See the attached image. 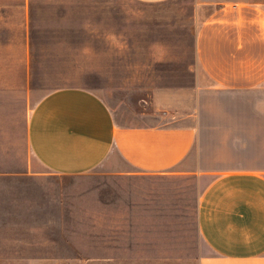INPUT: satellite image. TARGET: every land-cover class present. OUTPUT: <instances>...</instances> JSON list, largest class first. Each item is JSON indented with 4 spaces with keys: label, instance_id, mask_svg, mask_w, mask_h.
Wrapping results in <instances>:
<instances>
[{
    "label": "crops",
    "instance_id": "1",
    "mask_svg": "<svg viewBox=\"0 0 264 264\" xmlns=\"http://www.w3.org/2000/svg\"><path fill=\"white\" fill-rule=\"evenodd\" d=\"M0 1L7 67L0 72V137L20 129L32 159L0 169V258L63 257L59 226L67 224L81 176L94 180L89 225L159 234L174 225L176 179L199 181L213 162L221 169L249 162L221 172L198 196L196 225L206 249L197 264H264V0H183L184 53L178 21L160 19L168 38L151 48L165 51L159 64L167 70L152 80L173 84L154 87L140 109L64 86L26 113L39 42L32 35L45 29L31 25L34 0ZM50 2L56 20L59 0Z\"/></svg>",
    "mask_w": 264,
    "mask_h": 264
},
{
    "label": "rangeland",
    "instance_id": "2",
    "mask_svg": "<svg viewBox=\"0 0 264 264\" xmlns=\"http://www.w3.org/2000/svg\"><path fill=\"white\" fill-rule=\"evenodd\" d=\"M34 4L37 14L31 17V25H43L45 30L32 35L33 42H39L37 64L30 67L34 77L29 82L30 98L25 113L43 94L56 87L86 88L112 104L140 109L154 87L173 84L152 80L158 71L165 73L167 66L159 64L165 51L151 46L157 43L159 47L168 38L166 30L164 33L159 30L163 27L159 20L164 18L178 21L177 41L181 43L178 52L184 53L187 32H184L183 0L155 6L130 0H59L56 20L52 17L58 8L55 2L34 0ZM1 63L5 60L0 58ZM5 68L1 64L0 72H7ZM3 116L1 108L0 118ZM9 116L18 119L16 113ZM5 132L7 135L0 137V169L22 168L32 159L20 129ZM226 164L221 169L213 162L209 176L199 181L175 180L174 225L160 227L159 234H125L119 225H89L88 190L93 188L94 180L81 176L76 179L80 192L73 195L67 224L59 226V255L63 257L0 258V264H197L206 249L196 225L198 196L221 172L251 163ZM100 180L103 186L106 179Z\"/></svg>",
    "mask_w": 264,
    "mask_h": 264
}]
</instances>
